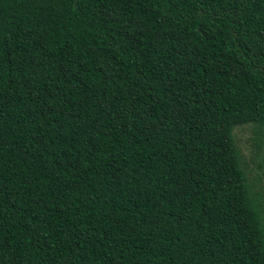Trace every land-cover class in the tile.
I'll use <instances>...</instances> for the list:
<instances>
[{
    "label": "trees",
    "instance_id": "obj_1",
    "mask_svg": "<svg viewBox=\"0 0 264 264\" xmlns=\"http://www.w3.org/2000/svg\"><path fill=\"white\" fill-rule=\"evenodd\" d=\"M248 124L264 0H0V264H264Z\"/></svg>",
    "mask_w": 264,
    "mask_h": 264
},
{
    "label": "rangeland",
    "instance_id": "obj_2",
    "mask_svg": "<svg viewBox=\"0 0 264 264\" xmlns=\"http://www.w3.org/2000/svg\"><path fill=\"white\" fill-rule=\"evenodd\" d=\"M232 134L242 167L248 179L256 183L258 188L264 183V130H260L255 124H248L235 127Z\"/></svg>",
    "mask_w": 264,
    "mask_h": 264
}]
</instances>
